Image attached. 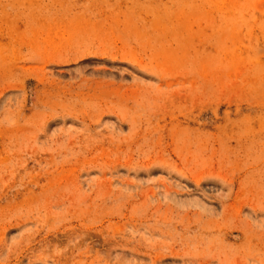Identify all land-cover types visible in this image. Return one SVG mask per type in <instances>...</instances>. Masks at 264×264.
I'll use <instances>...</instances> for the list:
<instances>
[{
	"label": "rangeland",
	"instance_id": "374dc122",
	"mask_svg": "<svg viewBox=\"0 0 264 264\" xmlns=\"http://www.w3.org/2000/svg\"><path fill=\"white\" fill-rule=\"evenodd\" d=\"M0 264H264V0H0Z\"/></svg>",
	"mask_w": 264,
	"mask_h": 264
}]
</instances>
